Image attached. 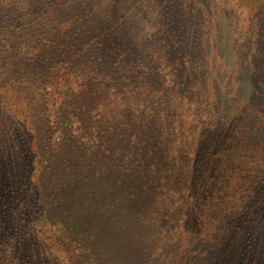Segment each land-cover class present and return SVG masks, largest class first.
I'll list each match as a JSON object with an SVG mask.
<instances>
[{
  "label": "trees",
  "instance_id": "1",
  "mask_svg": "<svg viewBox=\"0 0 264 264\" xmlns=\"http://www.w3.org/2000/svg\"><path fill=\"white\" fill-rule=\"evenodd\" d=\"M228 2L254 13L249 96L203 0H0V264H144L98 235L105 181L128 208L183 185L174 230L264 264V0Z\"/></svg>",
  "mask_w": 264,
  "mask_h": 264
},
{
  "label": "rangeland",
  "instance_id": "2",
  "mask_svg": "<svg viewBox=\"0 0 264 264\" xmlns=\"http://www.w3.org/2000/svg\"><path fill=\"white\" fill-rule=\"evenodd\" d=\"M228 1L203 0L205 4L203 8L207 18L214 17L216 19L218 38L227 60L232 61L237 58L242 62L243 67L238 71L241 80L240 90L244 91L246 96H249L252 86H258L252 80L253 75L250 78L252 67L248 62L252 56L250 53L237 55L232 43L236 39L238 41L243 40V44L248 43L247 37L239 34L238 25L241 21H244L245 25L248 22L247 19L253 16L254 13H252L253 10H249L243 5L239 6V3L234 4ZM209 5L212 7H209ZM123 9H125L124 6ZM190 31H196V27L192 22H190ZM245 32L248 34L251 30ZM254 36L256 41H261L263 37L262 34ZM191 42L193 44L197 43L196 39H192ZM261 52L253 53V56H258V59L254 61L258 63L256 69L259 81L261 76L259 69L264 68V59L259 58ZM160 68L161 74L168 73L167 68H163V66ZM149 106V109H151L150 114L153 115L152 111L155 110L151 108V104ZM123 186V182L112 183L110 181L97 185L98 202L96 203V212L98 216L106 215L102 225L97 228L100 237H105L106 241L112 244L116 243L117 238L127 241L136 240L140 245L141 256L145 260L144 264H222L221 261L226 257L225 253H219L216 252L217 250L209 248L206 242L197 243L195 239L186 238L181 228L174 230V226H170L177 225L180 227L187 216V214L181 213V207L186 202L184 191L187 192L183 185L181 187L171 184L169 188H163L164 190L161 191L151 188L150 191L144 193L143 202H137L133 208L126 206L132 195L123 193ZM126 191L127 193L131 192L130 189H126ZM146 202L147 204L143 206L142 204ZM141 211L146 213H139ZM65 215L68 217L67 213ZM83 221L84 219L79 221V225L83 224ZM162 224H167L168 227L166 228ZM102 229L105 232H102Z\"/></svg>",
  "mask_w": 264,
  "mask_h": 264
}]
</instances>
